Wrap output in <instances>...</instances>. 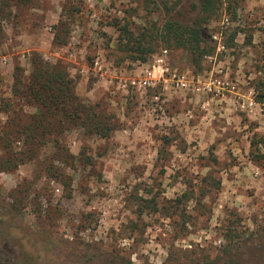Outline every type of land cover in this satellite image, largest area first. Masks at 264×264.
Listing matches in <instances>:
<instances>
[{"label": "rangeland", "instance_id": "374dc122", "mask_svg": "<svg viewBox=\"0 0 264 264\" xmlns=\"http://www.w3.org/2000/svg\"><path fill=\"white\" fill-rule=\"evenodd\" d=\"M0 5L1 94L14 98L15 65L29 74L39 51L63 63L77 94L99 103L116 125L109 138L81 126L65 132L74 167L48 147L0 172V246L6 235L19 259L6 249L1 264H26L44 237L71 249L68 264H264V0H223L199 63L161 31L170 18L193 22L200 0ZM60 20L69 25L63 45L54 42ZM117 24L145 36L147 60L129 49ZM218 33L225 48L213 38ZM165 49L172 74L185 73L190 87L176 90L169 74L167 89L163 81L140 82L160 76L155 59ZM7 117L0 113V131ZM51 162L72 177L71 196L46 171ZM14 189L25 199L22 213L10 209Z\"/></svg>", "mask_w": 264, "mask_h": 264}, {"label": "trees", "instance_id": "16d2710c", "mask_svg": "<svg viewBox=\"0 0 264 264\" xmlns=\"http://www.w3.org/2000/svg\"><path fill=\"white\" fill-rule=\"evenodd\" d=\"M234 2L237 4L239 0ZM2 3L4 6H9L11 0H2ZM222 5L223 0H200V5L197 6V17L193 22L184 24L174 18L167 20L161 31L163 39L169 46L188 49L193 55L194 62L199 63L209 48L207 25L213 17L218 16ZM1 9H3L2 5H0V12ZM117 26L122 33L128 35L129 49L142 53L139 58L143 61L147 60L148 49L144 46L145 36L143 34L140 37L134 36L127 26L119 24ZM57 28L54 42L60 45L67 44L68 22L60 20ZM237 33L238 30L232 32L228 37V44L235 43ZM13 76L14 98L5 97L0 92V113L4 112L8 116L0 131V148L4 152L0 158V172L13 170L20 164L38 159L48 147L54 159L74 167L76 155L62 140L65 132L75 126H81L87 134L109 138L116 129L112 114L109 115L100 110L99 103L86 101L77 94L75 80L63 63L48 62L39 51H33L29 74L21 64H17ZM258 99L264 102V89L260 91ZM25 106L32 108V111H26ZM20 142L21 146L17 148ZM89 158L90 156L87 159ZM46 171L51 177L62 181L68 197L72 195V177L66 175L53 162L48 164ZM23 191L21 190L20 193ZM18 192L19 189H14L10 194L13 199L10 209L22 213L25 208V199L19 198ZM184 195L187 196V194ZM2 239L1 256L10 247L6 235H3ZM35 242L37 243V246L34 245L36 253L31 255L33 260L25 259L23 263L68 264L72 253L68 246L64 244L57 246L52 237L40 238ZM24 246L26 247V244ZM8 250L15 254L14 261L19 262L14 248L11 247Z\"/></svg>", "mask_w": 264, "mask_h": 264}, {"label": "built area", "instance_id": "2783aa9c", "mask_svg": "<svg viewBox=\"0 0 264 264\" xmlns=\"http://www.w3.org/2000/svg\"><path fill=\"white\" fill-rule=\"evenodd\" d=\"M225 20H226V22H229L228 17H226ZM213 38L217 42L219 49L225 48V44L223 42L221 33L215 34L213 36ZM155 61H156L155 67L156 66L158 67V70L160 72V76L158 78H152L151 76L148 78H145L144 80L140 81L142 83V85L151 86V85H156L157 83H160L161 81H163L165 83L164 87H165V89H167L168 85H166V82L169 81V79H167L168 74L172 76L173 87L176 90L188 88L193 83V82H191V80L188 78V76L185 73H182V74L174 73V74H172V71L169 68V53H168L167 49L163 50L162 54L158 58H156ZM207 88L209 91L213 90V86H209ZM158 98H159V95H156V99H158Z\"/></svg>", "mask_w": 264, "mask_h": 264}]
</instances>
